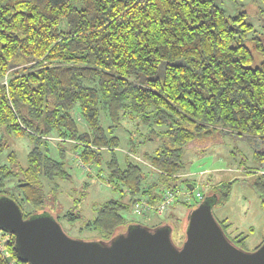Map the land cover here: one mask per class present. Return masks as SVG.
Masks as SVG:
<instances>
[{"label": "trees", "instance_id": "16d2710c", "mask_svg": "<svg viewBox=\"0 0 264 264\" xmlns=\"http://www.w3.org/2000/svg\"><path fill=\"white\" fill-rule=\"evenodd\" d=\"M81 2L0 0V154L8 135L32 144L17 170L13 151L9 165L0 163V195L14 199L11 183L24 217L44 209L45 182L55 189L57 179L69 178L64 161L48 153L52 136L72 142L78 158L121 192L96 205L80 226L102 240L124 231L134 198L155 204L166 188L177 187L170 181L182 172L181 150L196 139L245 137L264 164V33L248 35L245 11L228 15L214 0ZM122 132L123 163L116 151ZM148 142L157 147L141 153L147 170L132 155ZM253 169L264 206V168ZM217 190L206 193L216 194L215 204L228 196ZM194 199L184 201L188 209ZM25 203L35 210L26 212ZM60 217L77 221L81 209L74 205ZM1 232L0 264H27L16 254L14 235ZM237 236L229 238L239 246L245 236Z\"/></svg>", "mask_w": 264, "mask_h": 264}, {"label": "rangeland", "instance_id": "374dc122", "mask_svg": "<svg viewBox=\"0 0 264 264\" xmlns=\"http://www.w3.org/2000/svg\"><path fill=\"white\" fill-rule=\"evenodd\" d=\"M74 4L81 7V0H72ZM214 3L223 8L228 15H234L238 10L245 11V20L252 25L249 36L264 33V7L258 0H214ZM263 10L262 14L260 10ZM263 15V16H262ZM258 60V59H256ZM80 122L81 118L78 116ZM127 130H133V124L124 122ZM2 127H0L1 132ZM126 133L122 132V143L117 147L119 161L123 163L124 154L127 151L125 143ZM8 145L0 154V163L10 164L9 154H16L13 170H17V164L25 165L27 153L32 147L26 136H7ZM216 139V138H215ZM209 141V138L202 137L194 140L188 147L181 150L183 167L179 178L170 181L172 186H177V202L173 203L162 214H148L143 216L135 214L131 209L124 212L127 226L136 223L153 228L161 224H169L172 227V239L176 245H180L184 238V227L188 214V207L184 203H194L193 195L200 191L202 195L212 193L211 188L218 187V192L228 191L225 200L213 205L212 212L218 221H222L226 233L231 239L237 234L238 238L245 236L240 247L246 251L254 250L264 238V206L262 197L254 187V179L258 171L253 168H264L254 157L256 147L254 143L245 137H237L225 133L222 140ZM48 153L55 159L63 160L65 170L69 174L68 179H57V188L51 187L52 182H45L46 203L43 210H35L31 204L23 206L26 212L40 213L47 211L54 217L60 216L67 209L77 206L81 209L82 217L77 221H68L63 217L59 218L62 229L71 237L85 240L101 239L99 234L93 231L81 230L83 222L94 216V207L110 198H119L121 192L115 190L104 179L97 175L96 167L92 164L83 163L77 153L72 149V142L62 141L59 137L52 136L48 139ZM253 142V140H251ZM63 148L65 155L61 156ZM157 147L156 142H148L140 145L139 154L132 155V158L139 160L144 169H149L147 161L141 159L143 152L152 153ZM104 155H107L105 152ZM17 163V164H16ZM85 184V185H84ZM193 190H190V185ZM227 184H229L227 186ZM9 191L14 199L20 201L17 189L7 183ZM191 191V192H190ZM122 193L127 196L125 191ZM145 198V197H144ZM136 199V198H134ZM200 201L198 198L196 199ZM125 230V229H124Z\"/></svg>", "mask_w": 264, "mask_h": 264}, {"label": "water", "instance_id": "95a60500", "mask_svg": "<svg viewBox=\"0 0 264 264\" xmlns=\"http://www.w3.org/2000/svg\"><path fill=\"white\" fill-rule=\"evenodd\" d=\"M216 198L205 195L189 209L180 245L168 223L153 228L132 223L109 240L74 238L47 211L24 217L5 194L0 230L14 235L16 254L27 264H264V238L251 251L232 242L212 212Z\"/></svg>", "mask_w": 264, "mask_h": 264}, {"label": "built area", "instance_id": "2783aa9c", "mask_svg": "<svg viewBox=\"0 0 264 264\" xmlns=\"http://www.w3.org/2000/svg\"><path fill=\"white\" fill-rule=\"evenodd\" d=\"M177 192V188H166L162 193L160 200L155 204L149 203L143 196L136 197L134 203L132 204V210L135 214L146 217L149 216L148 214H162L175 202V200H177ZM194 198H198L199 200L202 199L200 191H197L194 194ZM5 240L6 237L2 235L0 230V250L2 251L4 250Z\"/></svg>", "mask_w": 264, "mask_h": 264}]
</instances>
